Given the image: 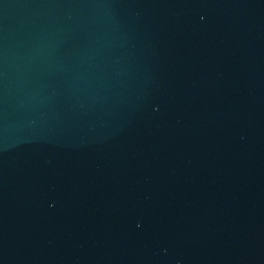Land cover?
Returning a JSON list of instances; mask_svg holds the SVG:
<instances>
[{
    "label": "water",
    "instance_id": "1",
    "mask_svg": "<svg viewBox=\"0 0 264 264\" xmlns=\"http://www.w3.org/2000/svg\"><path fill=\"white\" fill-rule=\"evenodd\" d=\"M0 264H264V0H0Z\"/></svg>",
    "mask_w": 264,
    "mask_h": 264
}]
</instances>
